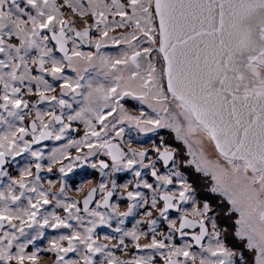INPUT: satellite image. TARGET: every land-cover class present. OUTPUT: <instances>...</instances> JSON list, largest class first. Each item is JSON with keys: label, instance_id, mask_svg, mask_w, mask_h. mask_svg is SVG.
<instances>
[{"label": "snow or ice", "instance_id": "6c2138e0", "mask_svg": "<svg viewBox=\"0 0 264 264\" xmlns=\"http://www.w3.org/2000/svg\"><path fill=\"white\" fill-rule=\"evenodd\" d=\"M0 264H264V0H0Z\"/></svg>", "mask_w": 264, "mask_h": 264}]
</instances>
